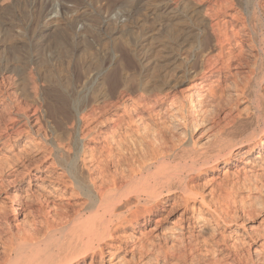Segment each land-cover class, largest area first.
Wrapping results in <instances>:
<instances>
[{
  "label": "bare ground",
  "instance_id": "bare-ground-1",
  "mask_svg": "<svg viewBox=\"0 0 264 264\" xmlns=\"http://www.w3.org/2000/svg\"><path fill=\"white\" fill-rule=\"evenodd\" d=\"M53 1L0 0V86L15 94L0 123V150L16 148L0 167V186L7 177L17 187L15 196L3 198L15 225L0 220V264H187L189 256L200 262L261 237L252 253L264 264V216L257 232L235 241L240 245L222 241L215 249L216 240L209 248V238L231 225L229 234L243 228V221L229 212L225 183L209 189V200L202 188L190 186L208 169L219 171L220 161L240 178L264 158V129L247 135L264 114V0H57L58 16L43 24L48 8L57 13ZM119 13L125 21L115 26ZM222 16L231 21L219 24ZM154 23L161 26L158 36L168 39L167 64H175V48L182 51L194 31L211 32L218 48L215 58L202 54V68L176 102L166 79L171 66L139 60L145 74L132 71L134 41L151 33L147 25ZM232 45L239 51L232 52ZM243 52L254 60L252 78L233 87L255 111L235 110L206 126L210 105L220 97L219 85L207 80L212 71L221 74L241 62ZM44 172L40 180L36 174ZM213 178H205L203 188ZM72 198L83 202L75 206ZM166 206L181 212L177 226L160 227L157 214ZM252 206L244 209L247 218L257 212ZM152 223L160 243L143 237ZM128 229H139L138 237ZM242 260L235 255L232 263Z\"/></svg>",
  "mask_w": 264,
  "mask_h": 264
},
{
  "label": "rangeland",
  "instance_id": "rangeland-1",
  "mask_svg": "<svg viewBox=\"0 0 264 264\" xmlns=\"http://www.w3.org/2000/svg\"><path fill=\"white\" fill-rule=\"evenodd\" d=\"M197 1H199V0H197ZM53 3H54V7L57 6V7H55L56 8L55 10L57 11V13L55 11L51 10L52 8L51 9L48 8L49 10L47 9V11L45 13L46 14L45 15L46 17H45V19L42 22L43 24H45V23L53 20L54 19L53 17H57L58 16L56 14L59 13L58 10H59V7H60V3L57 0L56 1L54 0ZM170 5H172L171 2H170ZM65 6L68 7V8L72 7V5L69 4V3L66 4ZM105 18H106V20L109 19L107 17H105ZM114 18H115V16H114ZM117 18H115L116 20L114 19V21H117V23H115V26L124 24L123 22L125 21V19L123 17V14H120L119 13ZM106 20H104V21H106ZM220 20H222V21L219 22V24H221V25L225 24L226 21L227 22H230L231 21L229 18H227L225 16H222L220 18ZM112 21H113V18H112ZM204 23H207V22H204ZM116 24H118V25H116ZM199 25L200 24H196L195 25V28L197 29L199 27ZM206 26L204 25V28ZM81 27H82L81 25H78L77 31L81 30ZM147 27L150 30H152L151 33H149L148 35H146L147 38L146 37L145 38L143 37L144 38L143 39V38H140L138 36L135 39L136 41H134V43H136L134 46H137V47H135L136 49L134 51L135 52V56H134L135 58H134L133 61H136V62L135 63L133 62L134 65H133L132 71L135 72L134 73L135 75H137L139 73V71L141 70L139 68L140 67L139 66V63L142 60H145L147 62L150 61V63H151V61H153L152 63H155V62L157 63L158 62V65H160L162 63L161 65H164V67L166 65L165 68H168L167 66H171L170 68H168L170 71L168 70L169 72H168V76L166 75L167 76L166 79H168V82L171 83V85L173 86V89H172V91L170 93V95H171L170 96V99H172L173 102H176V101H178V100L181 99V95L183 93L184 94L186 93V89L189 86L188 79L190 77H192L194 75V73L199 72L200 68H202V66H201L202 65L201 64V58H202V56L204 54H207V53L210 55V57H214L215 55H217V53H218V50H217L218 48H216L217 45H216L215 41L213 40V38H211V32L208 33V35H207V33L205 34V32L200 35L199 31H194V33L192 34V38H191V35L189 36L190 42L192 41V43L188 42L187 45L182 49V51H179V49L177 47L175 49L178 52H176L175 49L173 50L172 53H175L176 52V54H173L174 57H175V55L178 57L177 59L175 57V59H176L175 60L176 61L175 64H174V60H173L172 63L167 64L166 63L167 60H166V56L165 55H166V53L168 51V50H166V48H167L166 45H167V40L168 39L166 37H160V36H158L159 35V32L161 31L160 24H156V23H154L152 25L151 24H148ZM202 28H203V26H202ZM195 33H196V35H195ZM207 36H208V38H207ZM192 39H194L195 42ZM137 40L140 43L137 42ZM142 40H144V41H142ZM141 42H143V43H141ZM137 43H139V44L137 45ZM164 45H165V50H162L164 48ZM139 46H140V48H139ZM231 48H232V52H238L239 51L238 50V47H236L234 45H232ZM1 49L2 48H0V52L2 51ZM136 50L138 52H136ZM164 51H166V52H164ZM163 54H164L165 58L163 57ZM240 54L242 55L241 62H232L231 63V67L228 70L226 69V70L222 71L221 74L218 73V72L212 71V73L213 72L214 73L211 75V78L209 80H207V81H210L211 82V83L208 82L210 84L213 83V85H217V86L219 85L217 88H219L218 90H220L219 91L220 92V95H219L220 97L217 100L218 101L217 104L214 103L213 105H210L211 107L209 106L210 107V111H209V115H208L209 118H208V122L205 124L206 126H212L216 121L217 122L220 121L226 114H229L231 112L232 113H235L236 112L235 110L248 111L249 113H253L255 111V108H252L253 105L251 106V104H250V102H251L250 100L245 99L244 97H237L236 96V93L237 92H235V89H234L235 87H233V86H239V85L240 86H243L244 83H246L250 78H252V75H251V73H252V67H250V66H253L254 60H253V58H250L248 56L249 53L243 52V53H240ZM118 56H119V54H118ZM118 56L116 54L115 59H117ZM138 56L139 57L142 56V57L141 58H138ZM145 56H147V59H146ZM136 58H138V59L135 60ZM149 58H150V60H149ZM139 60H141V61L137 63V61H139ZM246 60H247V62H246ZM145 61H144V63H146ZM180 63L181 64L184 63L185 67H184L183 64L181 65ZM238 63L239 64L241 63L242 66L239 67L238 66ZM111 64L113 65V62L107 64L105 66L103 72L105 70L111 68L112 67ZM194 64L196 65L195 66L196 69H193V68H195L194 66H192ZM135 65H137V66H135ZM174 65L175 66H179V67L176 68ZM172 66L174 68H172ZM164 67L161 66V68L159 69V73L160 74H161L162 68L164 69ZM236 67H239V68L234 69ZM135 68L137 69V72L138 73L136 72ZM184 68H185V70H184ZM140 73H141V71H140ZM144 74L145 73H143L142 75H144ZM176 74H178L179 80L176 79ZM8 75L9 76H7V77L9 79L11 78L10 80H12L13 79L12 74H9L8 73ZM138 75H140V74H138ZM14 78H16V77H14ZM175 79L177 81H175ZM11 82H9V83H11ZM259 87H260L259 88L260 91L263 92V94H264V81L260 83V86ZM1 91L3 93L0 94V98H2L4 96L2 98L3 100L0 99V123L2 124V121L5 119L6 112H7L8 108L10 106V103L12 101L10 99V97L14 93V90L12 89V87L6 86L5 88H2L0 86V92ZM8 95H9V97H8ZM14 95L15 94H13L12 96H14ZM5 96H6V98H5ZM7 98H9V99H7ZM7 105H9V106H7ZM253 107H255V106H253ZM212 108H213V110H212ZM253 109H254V111H253ZM4 112H5V114H4ZM255 120H256V122H255ZM255 120L251 124L253 126H251V125L249 126V130H248V134H247L249 136H250V134H251V136H253V135L254 136H257L264 129V114L261 117L258 118V121H257V119H255ZM47 125L49 127H51V124L49 123V121H47ZM180 131H179V133H180ZM249 132H250V134H249ZM179 137L180 138H184V135L181 136V134H180ZM23 139L24 138L18 139L15 142V144L16 145L17 144L18 145L21 144L20 142ZM186 139H187V137H186ZM11 149L9 148V146H7V147H3L0 150V167L3 168V167H5L7 165V162L8 161L6 159H8V158L10 159V157L13 154L11 152H15V150H16V148H13L12 151H11ZM250 160H253V159L250 158ZM258 161H259V167H256V166L254 167L253 165H251V167L247 169V173L245 174V176H241L240 178H238L239 176H237L236 173H235V167H233V168H228L227 167L225 169V168H223L224 167L223 166V161H220L216 165V167L218 166L217 169H219V171H215L214 169H208V172L206 174H202V175H200V177L199 176L194 177L192 183H190V186L191 187L194 185L193 186L194 188H196L197 186H198V188H202L201 191L204 192L205 199H207V200H209V197H210L209 194H207L210 188L212 189L213 187H215V189L218 190V188L215 186V184L217 185L218 183H220V184H218L220 186L221 183H222V185L225 183L224 185H226L228 189L230 188L232 190L231 191L229 189V193H227L228 195L231 194L229 196V199H230L229 200V204H231L232 206L230 205L229 212H230V214L232 213V215L234 214L238 218L237 219V222L238 221H243V228H237L234 232H232V233L229 234V231L235 229L234 225H231V226H229L227 228H224L222 231L216 233L214 236H212V238H209V240H208L209 241L208 242L209 246L212 244L211 242L216 241V240H218V243H217L216 248L214 247L215 249H217L218 246H220V247L223 246L222 245L223 244L222 241H224V243H226L227 245H232L235 241L238 242V240H240V238L242 239L243 236H244V234L246 232L249 231L250 233H252V232L254 233V232H257L259 230L256 226L259 223L260 219L264 216V158L261 159V160H258ZM29 163H31V162H29ZM43 164H45V166H47V165L50 164V161H47V163H43ZM33 170H35V169H32L31 172H33ZM57 172H60V171H57ZM45 174H46V172L39 173V174H36V175H37V177H39L40 180H42L45 177ZM209 176L210 177L211 176L214 177L213 178V181H212V184L210 182V183L207 184L208 186L205 185L204 188H203V182H204V180H206L205 178H210ZM227 179L229 181H227ZM27 180H28V177L27 176L21 178V180H20L21 184L24 185V188H21L20 189V190H22V192H24L26 190ZM9 181H12V182H9ZM39 182L40 181H38V183ZM3 183L4 184H1L2 186H0V220H2V222H3L4 225L11 224L12 226H14L15 225V222L12 221L11 216H10L11 215V209H10V206H9L10 204L9 203H6L5 204V201H3L4 200L3 198H9V197L12 198L13 196H15V193L16 192L14 191V189L17 188V187H16V184L13 182L12 178L4 177ZM33 184H34V182H32V185ZM36 190L34 188V191L35 192L34 191H31V192H33V195L34 196L38 195L37 194L38 192ZM230 191H231V193H230ZM252 197H253V200H251ZM168 198L170 199V197H168ZM72 199H70L71 201L69 200V202L71 204H73V202L75 203V201H77L75 199H73V200ZM256 199H258V200H256ZM48 200L51 201L52 199H48ZM81 200L82 199L78 200L75 203L77 205H75V204L74 205L75 206H78V204L80 205L83 202ZM253 201H254V203H253ZM251 203L254 204V205L252 206ZM247 205H249V206H247ZM251 206L255 210H257V212H254L252 214L253 216L251 218L250 217L247 218V216H245L246 214H244V212L247 213V210L245 211L244 209H248ZM255 206H257V207H255ZM32 208L35 209L36 206L35 207H32ZM161 210L157 214V216L159 215L158 216V219H160V221H161L160 227L161 228H170L172 226H177V224H178V221L177 220L180 218L179 215H180L181 212H179V211H170L171 209H170L169 206L163 207ZM20 223H22V217H20L18 219L16 225L17 224L19 225ZM152 224L153 225H151L150 227H148L146 230L141 229V230L144 231V233H142L143 231L141 233L142 234H145V235H143V237L145 236L146 237V240H148V241L149 240L150 241H154L155 243H157L159 241V239L156 240V237H155V235H156L155 233L156 232L154 233L155 230H153V231L150 230L155 225L154 223H152ZM129 230L130 229H128L126 232L127 233H130V234H132V235H134L136 237H138L137 236V233H138L139 229H138V231L137 230L134 231V234L131 231H129ZM223 235H224V239L222 238ZM193 236H194V238H196V237L199 238L200 235H198L197 233H194ZM261 239H262V237L261 238H258V240L255 239V241H248L247 239H244V241L247 242V244H243L245 247L242 244L240 245V244H237L235 242L236 245H240V246H237L238 247L237 249H232L233 251L230 250L231 252H229V253H228L227 250H226V252L224 251L223 253L216 252L213 255L211 254V255H208L205 258H202V260L200 262H196V261L192 260L191 257L189 256L188 257L189 260H187L186 263L187 264H196V263L197 264L198 263L199 264H210V262H213L214 261V263H216V264H219V262H221L220 264H229V263L230 264H238V261H236V262L233 261L234 263H232V259L235 258V255H237V256H239V259L241 257V260L244 258L242 260V262L244 261L243 264L246 263V262H247L246 264H260L259 261L255 260L256 258L254 256V254L252 253V251L255 248H257V246L259 245L257 243L260 242ZM159 243H160V241H159ZM200 246H202V245H200ZM203 246H205V245H203ZM203 246H202V248L201 247L199 248L201 251L203 249ZM232 246H230V247L233 248ZM211 247H213V246L211 245L209 248H211ZM203 250H205V248ZM225 253H228L227 254L228 256H223V254H225ZM120 254H121V252H119L115 256V258L116 257L118 258V256ZM115 258H113V261H116L117 258L116 259ZM190 259L192 261H190ZM216 260H218V262H216ZM173 262L174 261H170V263H169V261H168L167 264H173ZM188 262H190V263H188Z\"/></svg>",
  "mask_w": 264,
  "mask_h": 264
}]
</instances>
